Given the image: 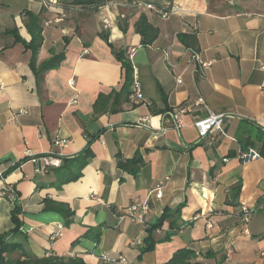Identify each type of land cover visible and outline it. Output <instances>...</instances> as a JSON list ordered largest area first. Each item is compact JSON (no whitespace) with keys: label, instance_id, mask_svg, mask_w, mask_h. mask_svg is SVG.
Masks as SVG:
<instances>
[{"label":"crops","instance_id":"0c3cea01","mask_svg":"<svg viewBox=\"0 0 264 264\" xmlns=\"http://www.w3.org/2000/svg\"><path fill=\"white\" fill-rule=\"evenodd\" d=\"M70 1L0 0V234L13 228L17 205L25 249L39 256L114 264L101 255L124 254L130 264H164L187 247L192 263L264 264V158L243 162L247 149L238 140L239 133L244 140L264 133V0H108L103 9ZM42 9L38 64L53 53L66 57L36 73L32 50L5 31L17 29L30 42L24 12ZM142 15L159 29L149 44L135 30ZM194 29L202 59L212 61L204 77L194 74L182 39ZM131 48L142 84L137 101L122 93L125 70L116 57ZM181 106L192 111L176 128ZM208 110L232 115L214 141L199 138L193 124ZM88 144L93 155L81 176L66 181L72 174L64 163ZM29 150L61 164L44 169ZM137 152L144 164L136 175L118 166V155ZM164 179V194L150 200L144 223L122 218ZM244 205L253 210L247 226ZM164 211L171 215L154 237L171 224L176 234L141 252L147 228Z\"/></svg>","mask_w":264,"mask_h":264},{"label":"trees","instance_id":"16d2710c","mask_svg":"<svg viewBox=\"0 0 264 264\" xmlns=\"http://www.w3.org/2000/svg\"><path fill=\"white\" fill-rule=\"evenodd\" d=\"M108 0H71V4L82 5V6H92L97 8L98 6L105 4ZM42 9L39 13H33L32 11L26 10L24 16H26V25L32 36L30 42L24 41L18 33L17 29H6V33L12 34L15 41H21L26 48L32 50V58L30 64L36 73L47 70L50 68H55L59 63L66 57V51L61 53H53V55L38 64V54L42 45ZM135 30L139 33L144 42L149 44L154 42L159 35V29L149 22L146 15H142L138 21L135 23ZM104 39L108 42L107 34H103ZM183 41L186 46H198V39L195 35H183ZM109 44V42H108ZM116 57L122 63V67L125 70L126 81L123 86V94H126L128 98L132 94V83H133V67L128 54L125 51L120 50L116 53ZM238 134V140L242 143L243 147L248 149L250 147L257 148L260 152L261 157L264 158V133L257 138L249 137L248 140L242 139ZM93 155L90 145L85 147V149L77 156L67 159L64 164L68 167L66 170L70 171L71 176L67 177L66 181H71L78 179L81 176V169L88 163L89 158ZM118 166L124 171L136 175L140 167L144 164V160L139 152H137L132 158H124L118 155ZM21 210L19 206H15L11 212L12 221L14 223L13 228L4 233L0 234V264H86L83 259L80 258H65L59 257L52 254H47L39 256L35 253H29L25 249L26 236L21 232L22 221L19 218ZM66 215L70 218L73 212L67 210ZM171 213L164 211L160 219L154 225L147 228V236L145 238V244L142 246L141 252H147L154 248L157 242L166 241L172 238L176 234V226L171 224L170 231L160 238L156 239L154 237V232L160 228L164 221L169 218ZM71 222L70 219L67 221ZM180 227V231H181ZM17 236H22V240H17ZM18 252L17 257H13V254ZM194 257V251L184 247L177 250L172 258L164 264H200L198 262L192 263L191 260Z\"/></svg>","mask_w":264,"mask_h":264},{"label":"built area","instance_id":"2783aa9c","mask_svg":"<svg viewBox=\"0 0 264 264\" xmlns=\"http://www.w3.org/2000/svg\"><path fill=\"white\" fill-rule=\"evenodd\" d=\"M56 3H57V0H44L45 6H50V5H53ZM147 6L149 8H154V5L151 3H148ZM99 7L102 9L104 8L103 5H100ZM176 9H177V7H173V10H176ZM163 15L166 16L167 12L165 11L163 13ZM104 21L106 23H109L107 18H104ZM194 33L196 34V30L194 31ZM134 51H135L134 48H131L128 51V56H129V59L131 61H132V55H133ZM186 52L188 53V61L195 64L194 74L198 77H204L207 74L208 69L212 66V61L203 60L201 57V53L199 51V48L196 46H187ZM132 67H133V83H132L131 98L134 101L135 100L137 101V100H140L143 98L142 84H141L140 80L138 79L136 68L134 66H132ZM262 68L264 69V66H262ZM179 81H180V79H179ZM201 103H204L203 98H199L197 100V104H201ZM191 111H192L191 106H181V107L177 108L175 113H174L175 121H174L173 126L176 128L181 127L182 122H181L180 116L182 114H185V113L191 112ZM230 116H232V115L225 114V113L216 114V113H213L210 110H208L206 115L201 116V117H197L194 120L193 124H194L195 128L197 129L198 137L199 138L211 137V139L213 141L216 140L217 134H219V133L223 134L224 133V126H225L226 120ZM65 142H66V139H58V141L56 143L59 145H62ZM27 154H28V156H30V159L33 162H38V161L42 160L44 169H48L50 167H59L61 164V160L59 158H56V157L54 158V157H47V156H42V157L34 156L33 154H31L30 150L27 151ZM239 157L243 162H246V161H249L252 159L259 158V157H261V155H260V152L257 148L250 147L247 150L241 151ZM0 177H3V172L0 173ZM166 181H167V179L158 181V183L148 191V195H147L146 200H144V201L139 200V201L132 202L125 209V211L122 215V218L127 217L132 221L144 223L146 221L147 215L149 214L150 209H151L150 200L154 197L158 198V199L162 198V196L164 194V188H165ZM6 195L8 196V198L12 202H15V200L17 198V194H16L14 188L8 187V189L6 190ZM252 214H253V210L244 205L243 206V215H242L241 220L245 226H247L248 222L252 218ZM208 226L211 227L212 226L211 223H208ZM58 228L61 229L62 225L58 224ZM53 238H55V236H53ZM228 252H232V250L229 249ZM197 254H199V252ZM101 256L105 261H112L114 264H130L129 259L124 254H121L115 258H111L106 253H103Z\"/></svg>","mask_w":264,"mask_h":264}]
</instances>
